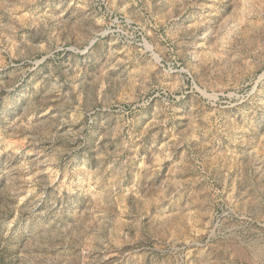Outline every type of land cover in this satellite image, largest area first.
Segmentation results:
<instances>
[{
    "label": "rangeland",
    "instance_id": "obj_1",
    "mask_svg": "<svg viewBox=\"0 0 264 264\" xmlns=\"http://www.w3.org/2000/svg\"><path fill=\"white\" fill-rule=\"evenodd\" d=\"M247 31L264 0H0V264H264Z\"/></svg>",
    "mask_w": 264,
    "mask_h": 264
},
{
    "label": "bare ground",
    "instance_id": "obj_2",
    "mask_svg": "<svg viewBox=\"0 0 264 264\" xmlns=\"http://www.w3.org/2000/svg\"><path fill=\"white\" fill-rule=\"evenodd\" d=\"M237 24V23H236ZM251 25V24H250ZM233 26V25H232ZM249 27V26H248ZM234 28V27H233ZM238 28H240V27H238ZM249 28H251V27H249ZM244 29V28H243ZM245 31V30H244ZM246 32V31H245ZM255 32V31H254ZM258 33V32H257ZM248 34H249V32L247 31V34L245 33L243 36L246 38L245 39V43H246V45H247V47H249V48H253V49H257V47H258V45L261 43V41H262V43H263V41H264V37H258L257 39H255V38H250L249 36H248ZM242 38V37H241ZM249 38H250V40H249ZM244 42V41H243Z\"/></svg>",
    "mask_w": 264,
    "mask_h": 264
}]
</instances>
